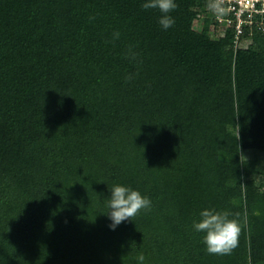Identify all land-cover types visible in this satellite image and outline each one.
I'll return each instance as SVG.
<instances>
[{"label":"trees","instance_id":"obj_1","mask_svg":"<svg viewBox=\"0 0 264 264\" xmlns=\"http://www.w3.org/2000/svg\"><path fill=\"white\" fill-rule=\"evenodd\" d=\"M144 2L0 0V264H264V33L236 50L207 0L167 30ZM116 184L151 210L113 230ZM206 209L240 221L231 255Z\"/></svg>","mask_w":264,"mask_h":264},{"label":"clouds","instance_id":"obj_2","mask_svg":"<svg viewBox=\"0 0 264 264\" xmlns=\"http://www.w3.org/2000/svg\"><path fill=\"white\" fill-rule=\"evenodd\" d=\"M141 7L145 10H158L161 13L158 23L162 29L167 30L174 25L175 20L169 14L178 7L175 0H145ZM207 7L219 17H222L227 11L223 7V0H207ZM119 37L118 31L112 33L113 41ZM136 55L132 52V46H129L126 58L130 57L135 60ZM134 75L126 76V81L132 80ZM108 190L111 196L106 199L108 207L106 215L111 220L110 228L113 230L125 220L132 221L131 218L141 210L145 212L151 210V200L142 196L139 191L119 184L113 185ZM192 228L196 232L204 233L202 243L210 255H231L239 245V237L242 231V225L237 218H230V213L227 211L215 209L201 211L198 220L193 221ZM144 259L142 254L139 255L137 257L138 264H144Z\"/></svg>","mask_w":264,"mask_h":264},{"label":"built area","instance_id":"obj_3","mask_svg":"<svg viewBox=\"0 0 264 264\" xmlns=\"http://www.w3.org/2000/svg\"><path fill=\"white\" fill-rule=\"evenodd\" d=\"M223 7L227 11L222 17L211 12V24L220 32L233 29L236 50L246 43L242 39L245 32L249 36L254 30L264 33V0H223Z\"/></svg>","mask_w":264,"mask_h":264},{"label":"rangeland","instance_id":"obj_4","mask_svg":"<svg viewBox=\"0 0 264 264\" xmlns=\"http://www.w3.org/2000/svg\"><path fill=\"white\" fill-rule=\"evenodd\" d=\"M247 45H248V43H245L244 42L243 45H242V47L243 48H246ZM258 160H259V165L258 166L260 167V169L262 171L261 176H259V181L264 183V168H263V165H264V155L263 154H259L258 155Z\"/></svg>","mask_w":264,"mask_h":264}]
</instances>
